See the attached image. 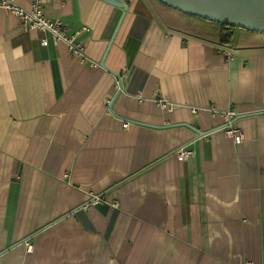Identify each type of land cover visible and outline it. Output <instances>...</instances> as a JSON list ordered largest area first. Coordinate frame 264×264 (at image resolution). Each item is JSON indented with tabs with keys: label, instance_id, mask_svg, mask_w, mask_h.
<instances>
[{
	"label": "crops",
	"instance_id": "crops-1",
	"mask_svg": "<svg viewBox=\"0 0 264 264\" xmlns=\"http://www.w3.org/2000/svg\"><path fill=\"white\" fill-rule=\"evenodd\" d=\"M123 1L108 71L122 9L46 0L86 63L0 10V264H264V34Z\"/></svg>",
	"mask_w": 264,
	"mask_h": 264
},
{
	"label": "built area",
	"instance_id": "built-area-1",
	"mask_svg": "<svg viewBox=\"0 0 264 264\" xmlns=\"http://www.w3.org/2000/svg\"><path fill=\"white\" fill-rule=\"evenodd\" d=\"M46 0H32V8L27 9L20 6L16 0H0V10H4L8 13L15 15L21 22L23 28L26 31L35 30L44 35L41 40V45L44 47L49 46L50 40L54 44H65L69 51L78 58L82 63H86V52L83 45L79 42V37L87 32V28L70 33V29L67 25L60 21L50 20L44 12V3ZM233 53L227 52L226 57L231 60ZM93 67H98V64H92ZM160 106L167 110H172V104L166 100L159 101ZM236 116L234 110H227L222 113V117L225 121V125L218 129L223 131L227 136L231 137L233 141L240 145L244 136L241 130L234 126L233 119ZM128 125L124 124V128ZM194 155L193 151L189 149L188 145L182 146L175 152V156L178 161L183 162L190 159ZM101 202L99 197H94L91 205H96Z\"/></svg>",
	"mask_w": 264,
	"mask_h": 264
},
{
	"label": "water",
	"instance_id": "water-1",
	"mask_svg": "<svg viewBox=\"0 0 264 264\" xmlns=\"http://www.w3.org/2000/svg\"><path fill=\"white\" fill-rule=\"evenodd\" d=\"M113 7L123 10L114 35L110 41L101 67L105 66L106 57L116 39L128 12V6L123 0H101ZM166 6L183 13L201 18L220 25L232 26L251 32L264 34V0H156ZM121 82V78L114 74ZM121 84V83H120ZM198 137L206 133L197 132Z\"/></svg>",
	"mask_w": 264,
	"mask_h": 264
},
{
	"label": "trees",
	"instance_id": "trees-1",
	"mask_svg": "<svg viewBox=\"0 0 264 264\" xmlns=\"http://www.w3.org/2000/svg\"><path fill=\"white\" fill-rule=\"evenodd\" d=\"M221 32H220V41L222 44L230 46L232 45L233 41V30L235 27L227 26V25H220Z\"/></svg>",
	"mask_w": 264,
	"mask_h": 264
}]
</instances>
